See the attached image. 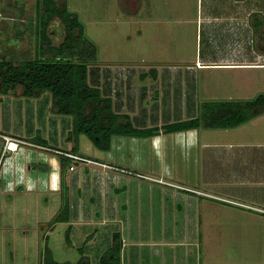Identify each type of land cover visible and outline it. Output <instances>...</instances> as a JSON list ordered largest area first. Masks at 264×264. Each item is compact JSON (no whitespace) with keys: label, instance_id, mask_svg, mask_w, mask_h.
Listing matches in <instances>:
<instances>
[{"label":"rangeland","instance_id":"obj_1","mask_svg":"<svg viewBox=\"0 0 264 264\" xmlns=\"http://www.w3.org/2000/svg\"><path fill=\"white\" fill-rule=\"evenodd\" d=\"M66 2L96 46L88 81L111 97L115 111L131 113L136 122L141 109L147 122L159 126L177 115L199 114L203 100L264 93V0H211L201 14L196 12L200 0ZM35 4L0 0V57L18 61L37 52L41 42ZM235 13L239 34L232 20L226 23L233 35L224 40L231 33L221 32L225 38L216 39L219 22L208 19ZM48 33L52 44L62 39L58 19L50 21ZM207 50L215 60L245 53L248 65L197 68L203 63L195 57ZM0 97L1 130L14 125L25 136L37 126L49 140L42 145L25 136L21 139L30 141L13 151L3 150L4 140L0 145V264H39L45 246L60 262H96L104 252L101 247L113 240L125 264L134 262L133 251L139 249L148 250L151 264H175V256L182 250L190 254L189 249L193 257L196 250L200 264H264V110L232 127H198L196 142L188 138L189 130L161 133L163 143L155 147L159 135L147 140L117 134L108 150H100L80 133L71 152L75 141L66 138L71 116L48 110V92L26 97L17 85ZM152 140L153 145L148 143ZM64 152L73 159L62 157ZM103 162L126 170L119 175L104 172L102 191L96 195L100 174L93 168ZM125 175L136 180L135 187ZM122 184L124 190H113ZM63 194L69 218L53 221ZM100 194L108 208L105 202L99 207ZM135 195L120 231L118 213ZM68 227L69 241L64 237ZM195 229L199 237L194 238ZM122 232L128 239L121 249ZM161 237L164 243L152 242ZM193 261L185 259V264Z\"/></svg>","mask_w":264,"mask_h":264},{"label":"trees","instance_id":"obj_2","mask_svg":"<svg viewBox=\"0 0 264 264\" xmlns=\"http://www.w3.org/2000/svg\"><path fill=\"white\" fill-rule=\"evenodd\" d=\"M35 5V26L41 45L32 57L18 61L0 57V92L6 93L17 85L21 87V94L27 97L48 92L49 110L71 116V127L66 136L75 141L71 152L76 150V137L80 133L85 134L95 148L108 150L112 135L149 136L157 132V126L133 125L127 113L113 109L109 95L88 81V64L96 58V46L84 35L77 13L68 8L66 0H36ZM52 19H58L63 27L62 39L57 44L50 42L48 33ZM199 110L197 115L161 124L162 132L238 125L264 110V93L258 92L246 99L203 100ZM31 137V141L45 145L46 139L40 136L39 129ZM61 156L69 161L73 159L65 154ZM68 218V201L63 194L61 210L53 221H66ZM64 237L70 240L69 227ZM44 252V260L40 264L121 263L120 249L114 240L95 263L88 259L59 262L46 246Z\"/></svg>","mask_w":264,"mask_h":264},{"label":"crops","instance_id":"obj_3","mask_svg":"<svg viewBox=\"0 0 264 264\" xmlns=\"http://www.w3.org/2000/svg\"><path fill=\"white\" fill-rule=\"evenodd\" d=\"M211 0H200V2H199V4H200V6H199V4H198V8H197V10H196V12L197 13H200L201 14V8H202V6H204V5H208V4H206V3H209ZM229 1H231V0H226V2L225 3H227V2H229ZM197 2H198V0H197ZM213 2L214 3H217L216 2V0H213ZM233 2V1H232ZM223 3L224 2H222V3H220V6H222L223 5ZM217 4H219V2L217 3ZM238 4V3H237ZM238 5H240V4H238ZM223 7V6H222ZM207 8H211V7H209V6H207ZM236 13H238L237 11H236ZM236 13H235V15H229V16H227V15H225L226 16V18H221L220 17V15L218 14H215V16H213V19H208V21H211V22H219L217 25L218 26H220V31H218L217 33H216V39H218V38H221V39H224L225 38V34L226 33H231V31H230V28L229 27H231V26H229L228 25V23H226V22H229L230 23V21H232V20H234L233 22H231L230 24L235 28V25H234V23H236V24H238V17L236 16ZM200 18H202L203 19V16H200ZM237 18V19H236ZM201 19V20H202ZM236 19V20H235ZM196 20H197V18H196ZM214 20H216V21H214ZM246 24V23H245ZM243 25V28H244V33L245 32H247V25ZM209 28H211L212 26L211 25H209L208 26ZM215 27V26H214ZM209 28H207V32H209ZM239 29L240 28H235V32L236 33H238L239 34ZM211 30V29H210ZM221 32H226L224 35H222L221 34ZM218 33H219V35H218ZM233 35V33H231V35H228V37L226 38V39H224V40H227L229 37H231ZM240 36H241V33H240ZM238 38V37H237ZM245 43V42H244ZM255 43H257V44H260V43H258V40H256V42ZM241 53V52H240ZM208 54H209V51L207 50V51H205L204 53H203V56L202 55H198V56H196L195 57V60H198V61H200V62H202L203 64H201V63H199L198 65H196V66H198L197 68H199V67H205V66H243V65H248L246 62H244L243 60H245V53H243V56L241 55V54H239V55H237V56H234V57H231V56H223V57H218V60H215L213 57H210V56H208ZM244 63V64H243ZM196 64V63H195ZM155 74V73H154ZM138 89H136L135 90V92L137 91ZM143 91V90H142ZM46 92V91H45ZM45 92H43L41 95H43ZM138 92H139V90L137 91V94H136V96L138 95ZM41 95H39V96H41ZM39 96H36V97H39ZM27 97V96H26ZM0 99H2L1 97H0ZM48 108H49V106H48ZM49 110V109H48ZM143 113H142V112ZM141 111H140V113L137 115V119H138V121L139 122H136L135 121V118H133V115L131 114V113H129L128 112V114L130 115L129 117H130V119H131V121H132V123H133V125H135V126H137V127H149V126H157V127H159V129H158V131L157 132H155L154 134H152V135H149V136H142L143 138H146L147 140H148V138L149 137H151L152 139H154L153 138V136H158V138H156L157 140H159L158 141V143H156L155 145H153L154 143H152L153 142V140L151 141V142H148L149 144H151L152 143V145L155 147L156 145H159V144H162L163 143V139H162V135H161V133H166V132H162V129L160 128V126H161V124L158 126V124H150L149 122H147V119H146V112H145V110L143 111V109H141ZM180 111V110H179ZM178 111V112H179ZM51 112V111H50ZM52 113V112H51ZM141 115V116H140ZM195 115V113L194 114H189V116H184V117H182V118H179V115H177L176 116V119H174V120H179V119H184V118H187V117H190V116H194ZM134 117H136V115H134ZM174 120H171V121H174ZM139 123H142L141 125H139ZM163 124V123H162ZM5 129V130H4ZM25 129V128H24ZM36 129H39V127H37V126H35V127H33V129L31 130V131H27L28 132V134L29 135H25L27 138H29V139H31V136H33L34 134H35V132H36ZM23 130V128H21V127H17V126H14V125H12V127H8V126H5V128H2V130L0 129V145H2V141L4 140L3 139V135L4 134H9V135H12V136H15V137H19V138H22V137H25L24 136V134H20V132H23L22 131ZM186 130H189V135H188V138L190 139V140H192L193 142H196V139H198L199 138V131H198V129L197 128H190V129H186ZM39 131H40V129H39ZM178 131H185V130H177L176 132H178ZM172 132H175V131H172ZM40 136H42L44 139H46V142H45V144H47V143H49V140L47 139V137H45V135H43L41 132H40ZM28 141H30V140H28ZM206 142H203L202 143V145L203 144H205ZM112 145V144H111ZM110 145V146H111ZM102 158V157H101ZM108 161V160H107ZM103 163H104V165H103ZM101 165H103L102 167L101 166H94V168H93V170H97L98 172H99V174H100V177H98L97 176V183H98V185H99V187L98 186H96V188L98 189L97 191H96V195L99 193V192H101L102 191V182H101V180L104 178V172L105 173H108L109 175L110 174H114V175H119L118 174V172L119 173H123V169H124V172H125V167L124 168H122L123 166L121 165V168L119 167V166H117V165H110V164H108L107 162H103ZM96 167V168H95ZM111 168V169H106V168ZM119 167V168H118ZM92 168H91V170H92ZM90 169L87 171V172H89V174H90V171H91ZM66 172H67V170H65ZM86 172V173H87ZM65 176H66V173H65ZM64 176V177H65ZM125 177H126V179L127 180H130V178L129 177H127V175H125ZM101 179V180H100ZM9 181V180H8ZM7 181V182H8ZM129 183H131L132 184V186L131 187H135L136 186V180H134V181H128ZM101 185V186H100ZM2 189L4 190V187H2ZM125 189V187H124V185L122 184L120 187H115V188H113V190H115L116 192H119L120 190H124ZM103 193H104V191H103ZM101 195V197H100V199H98L99 200V207H101V209H103V207H104V205H103V203L105 202L104 201V199H103V197H102V195L103 194H100ZM139 199H141V198H139ZM136 200V195L135 196H133V199L131 200V199H129L128 200V202L126 203V205L124 206L123 205V209H122V211L121 212H119L118 213V215H119V219L120 220H118V221H121V224H120V222H119V224L121 225L120 226V231H122L121 229H125V225H126V222H125V220H126V212H127V210L130 212V206H131V202H134ZM136 202V201H135ZM105 203H107V201L105 202ZM104 203V204H105ZM109 203V202H108ZM108 203H107V208H108ZM180 207V206H179ZM108 210V209H107ZM75 213H77V212H75ZM108 213V212H107ZM143 213H144V211H143ZM80 214V213H79ZM113 214V213H112ZM82 214H80V216H81ZM105 215V214H104ZM106 216H107V214H106ZM140 216H143V214L141 213L140 214ZM111 217V216H110ZM80 218V217H79ZM107 218H109L108 216H107ZM194 229V228H193ZM121 234V233H120ZM119 234V235H120ZM193 237L195 238V236L197 237H199V234H197V231H196V229L193 231ZM191 236V235H190ZM146 237V236H145ZM181 237L183 238V239H189V237L188 236H186V235H184L183 233L181 234ZM128 238H127V236L124 234L123 235V232H122V234H121V249H122V246H123V244H125L126 245V243H127V240ZM148 239V238H147ZM145 240V242H148V240ZM150 240V239H149ZM194 241L193 242H196V239H193ZM163 241H166V239H164V238H158V240L157 241H152V242H155V243H164ZM171 241H172V239H171ZM109 245V244H108ZM108 245L106 246V247H101V251H100V253H102L107 247H108ZM154 245H156V244H154ZM146 252L148 253V250L146 249H144V250H141V249H139V250H136V252H134L133 251V253H136L137 254V256H140V258H141V260H142V263H140V264H151V262H150V260L148 261V258H147V254H146ZM189 252H190V254L185 250H182V251H180V257H178L176 254V256H175V264H185V259H187V260H189V258L191 259H194V261L192 262V264H200L199 263V261H197V259H196V250H195V252H194V257H193V255L191 254L192 252H193V250L192 249H189ZM159 253L161 254V250H159ZM149 254V253H148ZM134 255V254H133ZM130 256V255H129ZM128 256V257H129ZM137 256H136V258H132L133 259V261L134 262H132L131 264H139V258H137ZM156 257H158V256H156ZM99 258V257H98ZM158 258H160V259H164L161 255L158 257ZM180 258V259H179ZM98 260V259H97ZM138 260V261H137ZM77 261V260H76ZM76 261H73V262H76ZM89 262H91V263H95L94 261H92V260H88ZM120 261H121V264H125V260L123 261V259H122V256L120 255ZM60 262V261H59ZM97 262V261H96ZM138 262V263H137ZM150 262V263H149ZM41 263V262H40ZM39 263V264H40ZM159 264H163L162 263V261H160V263ZM186 264H189V263H186Z\"/></svg>","mask_w":264,"mask_h":264},{"label":"built area","instance_id":"obj_4","mask_svg":"<svg viewBox=\"0 0 264 264\" xmlns=\"http://www.w3.org/2000/svg\"><path fill=\"white\" fill-rule=\"evenodd\" d=\"M198 65V63H197ZM3 139H4V143H3V150H15L21 143H28V141H26L25 139H21L19 137H15V136H12V135H6L4 134L3 135ZM13 144V145H12ZM35 145H38L39 144H35ZM63 154L65 155H68V156H71V154H66V152H64ZM73 156L75 158H78V159H84L83 157L81 156H78V155H75L73 154ZM72 157V156H71ZM71 167V166H70ZM121 264V263H120Z\"/></svg>","mask_w":264,"mask_h":264},{"label":"clouds","instance_id":"obj_5","mask_svg":"<svg viewBox=\"0 0 264 264\" xmlns=\"http://www.w3.org/2000/svg\"><path fill=\"white\" fill-rule=\"evenodd\" d=\"M17 148H18V147H17ZM17 148H16V149H17ZM16 149H15V150H16Z\"/></svg>","mask_w":264,"mask_h":264},{"label":"bare ground","instance_id":"obj_6","mask_svg":"<svg viewBox=\"0 0 264 264\" xmlns=\"http://www.w3.org/2000/svg\"><path fill=\"white\" fill-rule=\"evenodd\" d=\"M13 145V144H12Z\"/></svg>","mask_w":264,"mask_h":264}]
</instances>
